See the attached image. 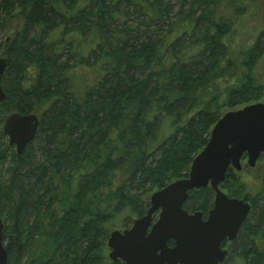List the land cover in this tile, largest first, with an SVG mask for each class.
<instances>
[{
  "label": "trees",
  "instance_id": "trees-1",
  "mask_svg": "<svg viewBox=\"0 0 264 264\" xmlns=\"http://www.w3.org/2000/svg\"><path fill=\"white\" fill-rule=\"evenodd\" d=\"M178 1L0 0V26L23 20L0 41V127L13 112L40 118L21 155L0 132L8 264L26 252L31 264H125L103 255L106 224L146 214L150 196L135 189L187 177L223 112L264 96L254 72L264 44L241 51L217 0ZM119 170L126 179L114 189ZM239 176L229 167L221 188L251 200L256 221L246 219L227 259L264 264V184L254 196ZM214 195L211 186L192 190L184 207L207 215Z\"/></svg>",
  "mask_w": 264,
  "mask_h": 264
},
{
  "label": "water",
  "instance_id": "water-1",
  "mask_svg": "<svg viewBox=\"0 0 264 264\" xmlns=\"http://www.w3.org/2000/svg\"><path fill=\"white\" fill-rule=\"evenodd\" d=\"M7 65L4 53L0 55V106L7 99L2 86ZM39 125L36 113L13 112L7 116L3 130L17 154L35 139ZM244 153L250 166H255L264 153V101L228 110L218 119L209 142L195 156L189 175L155 191L147 213L137 217L130 228L110 232V258L122 259L125 264L224 263L229 254L225 243L238 236L251 211L248 200L230 196L221 188L229 167L242 169ZM207 186L215 193L208 214L187 210L184 204L189 192ZM157 211L160 213L154 220ZM9 254L0 216V264H8Z\"/></svg>",
  "mask_w": 264,
  "mask_h": 264
},
{
  "label": "rangeland",
  "instance_id": "rangeland-1",
  "mask_svg": "<svg viewBox=\"0 0 264 264\" xmlns=\"http://www.w3.org/2000/svg\"><path fill=\"white\" fill-rule=\"evenodd\" d=\"M171 1H172V3H174L176 9L180 6V3L178 0H171ZM175 12L176 11H174L171 14L172 17H174ZM216 13H217L218 17H222L223 19L233 21L232 32L228 35V38H231L241 51L247 49L249 46L256 43L257 41H259L261 46L264 44V0H217L216 1ZM130 20L135 21V20H138V18L135 19V17L133 15H131ZM158 23L163 24L165 22L163 20H161ZM22 25H23L22 18L20 16L16 15L12 19V21L8 22L7 27L0 26V41L6 42L7 39L13 34V32L16 31L17 29H20L22 27ZM154 26L155 25L153 24L152 27H154ZM155 28H157V27H155ZM3 51H4V49L0 50V55H2ZM254 72L257 75L259 82L261 84H263V86H264V53L258 59ZM81 82H82V79L79 81V83L81 84ZM260 101H264V96L262 97V99ZM244 106L245 105H242V106L237 107V108H241ZM237 108H234V109H237ZM229 110H231V109H229ZM227 111H228V109L226 111H224L223 114ZM3 128H4V125L2 128L0 127V132H1V129H3ZM4 141L9 142V137L7 134H6V137L4 138ZM41 145H42V142L40 140H36L34 147L37 150L39 159L43 158V156L41 154V150H40ZM11 150L16 151V147L12 145ZM241 163H242V169L240 171H238L234 168L233 169L235 170V172L238 175H240L239 177L243 181H245L249 190L252 191L253 195L255 196L256 192L259 189L261 190L262 186L264 184V182H263V179H264V154H262L259 157L255 166L249 165L247 155L245 157L243 156ZM7 177H8V174H5L4 178L7 179ZM125 179H126V175L124 174V172H120V170L117 171L115 180L113 182V188L116 189ZM173 181H175V180H173ZM230 186H231V188L236 187V185L232 184V183H230ZM148 188H149V186H147V189ZM223 190L228 195L233 196L231 193H229L228 190H225V189H223ZM135 191L142 193L144 198H147L148 196H150L149 197V200H150L151 195L157 190H149L148 189V192H145V191H142L141 189L137 188V189H135ZM233 197H236V196H233ZM238 198H241V197H238ZM243 199L248 200L245 197H243ZM248 201L251 203V206H252L251 200H248ZM259 204H260V201H259ZM253 211L257 212V209H253L251 207V211H250V214L248 216V217H251L252 222L256 221V217L253 216L254 214H252ZM159 213H160V211H157V213L154 214V220H156L158 218ZM129 215L132 218L135 217L133 214H130V212L125 211V212L119 214L115 220L113 219V220L109 221L106 224V227H107L109 234L114 229L124 230V229L128 228L125 225H128L130 228L133 225L134 221L132 220V218H126ZM232 242L233 241H229L227 244L225 243V247L229 250V253H230V248H231L229 245H231ZM5 243H6V241H5ZM110 251H111V248L108 246V241H107V245L103 250V255L108 260H110V256H109ZM27 254H28V252L21 255V260L20 259L18 260V262L20 264H31L30 260H31V258H33V255L31 257V255L28 256ZM227 260L228 259L226 258V260L222 264H237V261H236V263H234V261H232V260H228V261Z\"/></svg>",
  "mask_w": 264,
  "mask_h": 264
},
{
  "label": "flooded vegetation",
  "instance_id": "flooded-vegetation-1",
  "mask_svg": "<svg viewBox=\"0 0 264 264\" xmlns=\"http://www.w3.org/2000/svg\"><path fill=\"white\" fill-rule=\"evenodd\" d=\"M262 154H264V153H262ZM262 154H261V155H262ZM246 155L248 156V154H247V153H244V155H243V156L245 157ZM209 211H210V209H209Z\"/></svg>",
  "mask_w": 264,
  "mask_h": 264
}]
</instances>
